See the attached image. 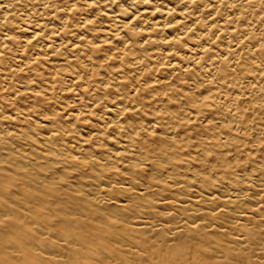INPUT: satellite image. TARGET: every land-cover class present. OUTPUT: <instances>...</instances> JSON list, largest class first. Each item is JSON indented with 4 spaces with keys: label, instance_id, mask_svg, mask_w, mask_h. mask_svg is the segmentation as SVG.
Masks as SVG:
<instances>
[{
    "label": "bare ground",
    "instance_id": "6f19581e",
    "mask_svg": "<svg viewBox=\"0 0 264 264\" xmlns=\"http://www.w3.org/2000/svg\"><path fill=\"white\" fill-rule=\"evenodd\" d=\"M261 4L0 0V264H264Z\"/></svg>",
    "mask_w": 264,
    "mask_h": 264
},
{
    "label": "rangeland",
    "instance_id": "374dc122",
    "mask_svg": "<svg viewBox=\"0 0 264 264\" xmlns=\"http://www.w3.org/2000/svg\"><path fill=\"white\" fill-rule=\"evenodd\" d=\"M260 1L264 2V0H260ZM263 7H264V5L261 4L260 7L256 8L255 10L260 11L261 9H263ZM260 17H261L262 20L264 19V10L260 14ZM261 30H263L261 39H264V25L261 27ZM66 35H68V34H66ZM21 39L22 38L19 35V40H21ZM187 39H188V41L191 40V42H192V39H190L189 37ZM263 43H264V41H263ZM141 47L147 49V47H150V44H146L145 46H141ZM59 52H61V51L59 50ZM103 53H104L103 51L95 50L93 52V62L98 64L99 58L102 56ZM67 55H68V53H57L56 51H55V53H53V52L50 51L49 54H47L46 56L44 55L43 59L40 62H38L37 64H35V66L32 67L31 71H29L27 73H24V75H26V76L28 75L29 77H32V80H33L32 83L37 85V86H40L42 83H44V80L46 79L49 71L51 70V68H49V67L58 66L60 64L59 65L60 67H58V69H59V77L60 78H64V77L67 78V77H69V75H65L64 74V70L61 69V67L64 66V64H62L61 60H63L62 58L66 57ZM262 58H264V54H263ZM169 59H171V58L169 57ZM174 59H176L179 62L180 65H182L183 63H187L185 60L183 62V59H182L181 55H177V57H175ZM9 60H10V62H8V61L5 62L6 65H9L10 63H13V59L12 60L9 59ZM56 60H59V61H56ZM112 63H118V62L114 61V60H107L106 61V65L109 64V66H111ZM78 64H79L78 66H76L77 63L72 66L73 69H71V70H73L74 74L76 72H78L80 69H82L83 66H85L82 62L78 63ZM108 67H106L104 65H100L98 67L95 66L94 68L96 69L97 73H100L98 75L101 76L102 74H105V72H109ZM19 73H21V72H19ZM19 73H17L15 75V78H19V76L22 75V74H19ZM109 74H110V72H109ZM165 74H166V72L164 73V75ZM65 83L66 82H63V84H65ZM40 97L44 98L43 96H40ZM19 99H21V98L19 97Z\"/></svg>",
    "mask_w": 264,
    "mask_h": 264
}]
</instances>
